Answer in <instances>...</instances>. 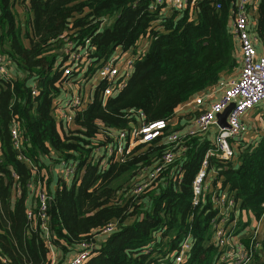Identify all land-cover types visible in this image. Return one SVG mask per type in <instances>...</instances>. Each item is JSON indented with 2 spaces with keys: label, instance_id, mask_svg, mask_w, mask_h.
<instances>
[{
  "label": "trees",
  "instance_id": "trees-1",
  "mask_svg": "<svg viewBox=\"0 0 264 264\" xmlns=\"http://www.w3.org/2000/svg\"><path fill=\"white\" fill-rule=\"evenodd\" d=\"M27 1L0 0V52L18 70L15 78L0 76V264H51L47 232L50 246L62 255L91 242L83 264H169L187 235L191 247L183 264H215L219 251L212 244L208 191L198 205L191 202L193 178L213 142L197 131L182 135L171 121L179 106L237 69V43L229 26L236 0H196L169 14L151 10L153 0ZM256 3L250 10L261 38L264 0ZM118 50L139 55L127 85L103 103L107 83L95 79L96 73ZM71 51L81 58L66 76L61 66ZM68 83L82 92L94 87V94L60 133L55 101L65 88L68 94ZM138 112L144 115L141 122L170 121L167 130L103 168L93 158L94 149L140 122ZM262 120L257 140L231 141L234 153L227 160L206 159L216 171L211 185L221 180L239 209L255 218L264 215V113ZM14 124L20 149L12 141ZM173 132L180 140L169 144ZM167 152L173 153L172 162L154 184L134 195L132 185ZM62 162L74 165L70 182L57 176L51 191V167ZM44 187L50 199L41 220L36 192ZM31 206L35 221L26 214ZM109 223L115 229L103 235ZM243 226L238 223L234 232ZM262 253L264 229L261 250L249 264H264Z\"/></svg>",
  "mask_w": 264,
  "mask_h": 264
},
{
  "label": "built area",
  "instance_id": "built-area-1",
  "mask_svg": "<svg viewBox=\"0 0 264 264\" xmlns=\"http://www.w3.org/2000/svg\"><path fill=\"white\" fill-rule=\"evenodd\" d=\"M195 1L153 0L150 8L151 10L158 8L161 12L165 9L168 11L174 9L181 10L186 8L188 4L189 7H192ZM251 1H235L229 25L241 58V66L237 77L235 79H226L220 89L209 88L197 94L182 106L185 108L190 106L196 107L195 113H193L196 128L195 130H190L189 134L197 131L205 135L210 129H213V133L215 134H213L212 140L213 149L208 150L205 154L191 185V202L193 205L200 203L205 191L209 193L210 207L214 212L209 221L212 231V244L219 251L215 264H249L253 258V254L257 250H261V239L264 229L260 220L264 218L263 215L260 218L253 216L256 219L253 226L245 225L237 233L234 232L238 224V215L242 210L239 209L234 197L226 189L221 188V180L217 179L215 184L211 185L216 171L213 168H208L206 160L211 155L221 160L231 158L234 153L231 141H246L245 138H242L243 134L248 132V128L243 121L244 116L264 102V55L260 54L257 50V41L261 40L264 44V36L260 38L254 33V18H252L250 10ZM216 6L219 7L220 5L217 4ZM137 49L140 54L145 51L142 44ZM138 55L136 52L118 50L97 70L95 79L98 81L104 80L107 83L101 94L103 103L107 97L117 95L127 85L133 71L134 60ZM80 58L81 54L79 52L71 51L67 55L65 62L62 63L61 69L63 70V74L66 76L70 75L76 69ZM9 64H11L9 58L0 52V76H8L7 70L10 67ZM85 88L89 90L82 92L79 90L78 85L68 83V94H66L67 90L65 88L63 98L55 101V111L62 110L64 123H69L68 125H70L75 114L91 100L94 87L90 88L86 86ZM219 91L221 94L217 96ZM32 94H36V91L32 90ZM61 100L64 102L63 104H60ZM231 104L233 106L226 117V126H220L218 124V116ZM57 116L56 112V119ZM138 116L140 122L136 125L130 123L131 128L129 130L120 131L115 134L112 137V142L107 144L106 147L100 146L94 149L93 158L94 160L101 161L103 168L111 158H114L115 161H122L133 146L151 142L162 136L168 128V122L170 123V121L166 120H157L150 123L141 122L144 118L143 113L138 112ZM10 132L14 147L20 149L21 139L16 124L11 126ZM258 138L259 135L250 140L253 142ZM179 140L180 134L173 132L169 134L167 143L174 144L178 143ZM19 159L23 160L22 155H19ZM172 160V152H167L163 155L161 162L157 166L152 169H146L144 176L132 185L131 192L134 195H139L147 190L155 183L154 181L157 179L159 173ZM73 170V164L61 163L60 173L67 182H70ZM36 194L39 202L38 215L41 220H44L46 204L50 196L47 189L38 190ZM26 214L31 221H35L36 213L33 211L32 206L27 209ZM42 225L44 227L45 223ZM114 229L115 223H109L103 229L102 234L108 235ZM49 239L50 235L47 232L46 244L50 249L51 264H53L55 263L54 248L50 246ZM92 246L91 242L82 241L73 250V254L66 258L62 264H83L90 256ZM190 247L191 240L187 235L180 243L177 251L170 255L169 264H183L188 256Z\"/></svg>",
  "mask_w": 264,
  "mask_h": 264
},
{
  "label": "crops",
  "instance_id": "crops-1",
  "mask_svg": "<svg viewBox=\"0 0 264 264\" xmlns=\"http://www.w3.org/2000/svg\"><path fill=\"white\" fill-rule=\"evenodd\" d=\"M256 1L257 0H252L251 1V3H252L251 4L252 9H256L257 8ZM162 12L164 14H169L170 13V11H168L167 9L163 10ZM251 15H252V12H251ZM257 50H258V52L260 54H263L264 55V44H263V42L261 40H258L257 41ZM240 59L241 58H240V55H239V52H238V49H237V61L239 62L238 67L236 69L237 72H239V69H240V66H241V60ZM17 74H18V70L14 67L13 68V77L12 78H15L17 76ZM224 79H221V81H223ZM225 81L226 80H224L222 83L218 84L217 86L215 85L212 88L220 89V87L223 86V83ZM220 94H221V92L219 91L218 94H217V96H219ZM62 102L63 101L61 100L60 101V104H62ZM195 108L193 106H190V107H187V108L182 107V106H179L175 110V118L172 121L171 126L172 127H178L179 128L178 131L180 132V134L183 135L184 133L190 131L191 129L196 128L195 119H194V116H193V113H195L194 112L195 111ZM255 110H258V111L254 114V111ZM56 112H57V115H58L57 116V128H58L59 132L62 133V128H64V129L68 128V126H69L68 124L69 123H64V118H63L62 110L61 111L56 110L55 113ZM263 113H264V102L261 103L258 107H256L253 110L249 111L244 116L243 121H244L245 125L247 126L248 131L250 130V133L252 135L251 138H253L255 134L259 135V133L261 131V128L263 126V120H262ZM176 121H177V124H176ZM260 124H261V127H257ZM255 126L258 128V132L257 133L254 132V130H253V128ZM213 132H214V130L213 129H210L208 132H206V134L204 136H207L208 138H210L211 140H213L212 139L214 137ZM242 138H243V136H242ZM60 175H61L60 168L58 166L51 167V177H50V182L48 184L49 189L51 191L55 187L56 177L57 176H60ZM30 202H32V200H30ZM255 220L256 219L251 214H249V213H247L245 211H242L238 215V223L245 222V225L253 226L255 224ZM260 220H261V225L264 226V218H262ZM239 234H240V232H239ZM53 254H54L55 262L56 261L57 262L58 261H61L60 264H62V263H64L63 261H65L66 258H68L69 256H71L73 254V252L72 253H67L66 255H62L59 250L53 249ZM263 256H264V254H263ZM158 264H166V263H158Z\"/></svg>",
  "mask_w": 264,
  "mask_h": 264
},
{
  "label": "rangeland",
  "instance_id": "rangeland-1",
  "mask_svg": "<svg viewBox=\"0 0 264 264\" xmlns=\"http://www.w3.org/2000/svg\"><path fill=\"white\" fill-rule=\"evenodd\" d=\"M27 0H26V3L25 4H27ZM18 12H22V8H19L18 9ZM10 65V67L8 68V70H7V74H8V76L10 77H13V68H14V65L13 64H9ZM237 75H238V72H237V70L236 71H233L232 72V74L231 75H229V76H226V79L227 80H229V79H235L236 77H237ZM258 107V106H257ZM258 110H255L254 111V114L257 112ZM253 114V115H254ZM262 124V123H261ZM261 124L259 125V126H257V127H261ZM256 126L253 128V130H254V132H258V128H257ZM215 133H216V131H215ZM214 134V133H213ZM215 135V134H214ZM257 136V134H255L254 135V137H256ZM243 138H245L246 140H250L251 139V133H250V131H248V132H245L244 134H243ZM234 143H236V142H233V144ZM44 188H46L47 189V187H44Z\"/></svg>",
  "mask_w": 264,
  "mask_h": 264
},
{
  "label": "water",
  "instance_id": "water-1",
  "mask_svg": "<svg viewBox=\"0 0 264 264\" xmlns=\"http://www.w3.org/2000/svg\"><path fill=\"white\" fill-rule=\"evenodd\" d=\"M232 106H233L232 104L229 105V106L225 109V111H224L222 114H220V115L218 116V124H219L220 126H226V117H227V115H228L230 109L232 108Z\"/></svg>",
  "mask_w": 264,
  "mask_h": 264
},
{
  "label": "clouds",
  "instance_id": "clouds-1",
  "mask_svg": "<svg viewBox=\"0 0 264 264\" xmlns=\"http://www.w3.org/2000/svg\"><path fill=\"white\" fill-rule=\"evenodd\" d=\"M98 240H100V239H98Z\"/></svg>",
  "mask_w": 264,
  "mask_h": 264
}]
</instances>
